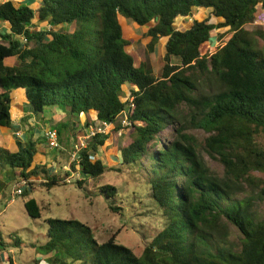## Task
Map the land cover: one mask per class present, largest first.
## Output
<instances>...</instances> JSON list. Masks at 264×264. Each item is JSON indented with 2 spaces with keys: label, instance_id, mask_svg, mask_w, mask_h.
Listing matches in <instances>:
<instances>
[{
  "label": "trees",
  "instance_id": "1",
  "mask_svg": "<svg viewBox=\"0 0 264 264\" xmlns=\"http://www.w3.org/2000/svg\"><path fill=\"white\" fill-rule=\"evenodd\" d=\"M41 2L38 8L0 3V20L9 24L0 28V126L13 127L17 93L34 115L58 106L73 118L95 113L87 128L101 121L112 128L89 139L79 163L70 162L82 176L77 187L88 192V181L109 171L132 175L142 182L124 199L109 183L91 194L103 195L116 213H136L147 196L169 219L140 247L117 242L121 230L99 242L79 219L47 218V241L39 247L53 254L51 264H264V177L257 175L264 173V27L254 24L264 0ZM195 7L210 8L209 17L177 28V19L192 17ZM121 18L146 28L148 54L165 41L159 76L145 70L146 61L135 65ZM36 21L41 25L30 28ZM214 31L219 40L229 38L214 53H202ZM131 97V141L119 163L106 165L98 155L121 129L118 116ZM192 126L207 134L203 141L188 131ZM168 127L170 141L163 139ZM40 143L28 136L16 152L0 145V193L25 182L21 195L30 196L37 179L49 190L67 183L71 170L61 165L51 175L37 159ZM206 154L223 172L209 170ZM25 207L41 218L35 197Z\"/></svg>",
  "mask_w": 264,
  "mask_h": 264
},
{
  "label": "rangeland",
  "instance_id": "2",
  "mask_svg": "<svg viewBox=\"0 0 264 264\" xmlns=\"http://www.w3.org/2000/svg\"><path fill=\"white\" fill-rule=\"evenodd\" d=\"M202 14H204V17L207 15L205 12ZM200 18H202L201 14L198 16V19ZM192 19L197 18L194 17ZM192 19L191 17L185 19L178 18L176 27L185 29L192 22ZM121 22L125 30V38L129 42L126 50L132 54L136 65L139 66L140 63L146 61L145 63L148 66L144 67L145 70L149 73L152 72L154 76H159L161 66H163L165 41L157 43L154 52L148 54L149 39L146 38V34H143L146 32V28L134 25L127 18H121ZM70 28L72 26L68 27V30H71ZM228 38L229 36L223 40H219L214 31L210 40L202 48V53H214ZM22 43L24 44L26 41H22ZM260 46L264 47L263 41L260 42ZM172 61L175 64L179 63V59L177 58H173ZM22 100L24 101L23 98ZM23 101L16 102L14 108H18V106L28 108L27 105L21 104ZM55 108H59V106ZM183 110L184 114L189 111L186 108H183ZM49 111L54 114L53 110ZM89 113L91 117L93 112ZM68 114V118H72V115ZM68 125L63 118L56 122V127L61 133L60 140L63 144H67L70 141ZM188 131L194 133L200 141H203L207 135L204 130L193 128V126ZM172 132L173 128L168 127L164 132L163 139L172 140ZM130 133L131 130L128 131V129H126V133L123 132L121 135L112 133L103 153L100 152V155H98L106 165H115L121 161V148L131 141ZM53 149L58 150V148ZM60 153L62 152L58 151V155ZM69 162H72V156ZM205 162L210 171L223 172V167L220 163L207 154L205 155ZM67 167L70 168L68 165L64 171L68 170ZM257 175L264 177V173H257ZM79 178H82L80 172H75V176L71 182L66 181L67 183L57 184L50 190L43 186L45 181L37 179L34 181V189L36 190L32 195L27 197L16 195L14 202L9 205L4 200L5 198L1 199L0 197V240L3 242L2 247H4L0 246V264H10V258L13 264H51L49 257L53 254L46 255L39 247L40 244L47 241V223L45 221L47 218L79 219L92 228L99 242L106 241L117 230H121L116 239L117 242L127 246H132L134 242L135 244L138 243L140 247H142L141 245H143L145 239L153 236L156 227L162 228L169 223L168 216L165 215L164 210L153 201H150L147 196L146 203L141 205L136 210V213L133 209L127 212L120 210L116 213L109 208V203L103 195L95 192L91 194L90 190H97L101 185L109 183L118 186L120 192L123 193L122 198L124 199L130 189L140 187L139 183L142 182L141 180L134 181L132 175H121L112 171L105 172L96 180L88 181V192L80 189L75 184V180ZM144 192L147 194V190ZM29 197H35L39 201V205L42 208L41 218L35 219L26 211L25 201ZM119 206L125 207L124 205ZM259 210L261 213L264 212V202L261 203ZM126 236H128V240H125ZM238 237H240L238 231L233 228L231 238L238 241ZM17 239L21 240L19 245L16 243Z\"/></svg>",
  "mask_w": 264,
  "mask_h": 264
},
{
  "label": "crops",
  "instance_id": "3",
  "mask_svg": "<svg viewBox=\"0 0 264 264\" xmlns=\"http://www.w3.org/2000/svg\"><path fill=\"white\" fill-rule=\"evenodd\" d=\"M11 1H13L14 3L16 2L17 4L19 3L18 5H29L33 8H38L42 5V2L38 0ZM204 12L207 13L205 17L204 14H202ZM210 13V8L195 7L193 9V14L191 18L196 17L198 19V16L201 14L202 18L200 19H205L206 17H209ZM185 18L187 17H181L180 19ZM37 23L41 25L40 22L36 21L34 22L33 26H36ZM0 28L8 30L9 24L0 20ZM22 98L23 97L21 96V94L19 95L17 93L12 104V117H14L12 123L13 127L8 128L0 126V145L9 149L12 152H16L19 150L20 144H25L28 136L31 137L33 140L41 141V143L38 145L39 154L37 155V159L40 162L46 163L49 170V174L54 175L60 169L61 165H63L62 168L64 170V167L69 163L70 153L73 144L77 140V137L81 134H84V132L87 130V124L89 123V120H94L95 113H92L91 117L90 113H87L86 115H81L79 118H68L69 115L66 112H64L60 108L52 107L45 109L43 114L34 115L29 111V108H25L24 106H18V108H14V104L16 102L18 103V101H23ZM21 104L26 105L25 101H23ZM49 110H53L54 114ZM61 118L66 120V124H69L67 127L69 130L68 132L70 141L67 144H63L60 140L61 133H59V141L62 147L58 148V150H55L49 147L47 139L45 137V133L51 128L58 130L56 127V122L59 121ZM123 132L126 133V129H123L121 131V134ZM58 151H61L62 153L58 155ZM9 189L10 187L4 193H0L1 199L5 198L4 200L7 202L8 196H6V193L9 192ZM10 203H8V205Z\"/></svg>",
  "mask_w": 264,
  "mask_h": 264
},
{
  "label": "built area",
  "instance_id": "4",
  "mask_svg": "<svg viewBox=\"0 0 264 264\" xmlns=\"http://www.w3.org/2000/svg\"><path fill=\"white\" fill-rule=\"evenodd\" d=\"M7 0H0V3H3ZM255 25H264V12L261 11L260 14L257 16V18L254 21ZM23 41H27V39L25 37H21ZM135 108L134 105V98L131 97L129 100V104H128V108L124 109L123 111H121L118 119L120 121V126L121 129L119 130V135H121V131L123 129L129 128V126L131 125V121H130V115L131 113H133ZM112 124L110 122L107 121H101L98 122L96 125H90L87 130L85 131L84 134H81L77 137V140L75 141V143L73 144L72 150H71V154L70 157L72 156V161H75L77 163H79V159H80V152L83 148H86L89 144V139L92 138L93 136H95L97 133H107L109 132L110 128H111ZM46 135V139L48 142V145L50 148H60L61 143L59 141V133L56 129H49L46 131L45 133ZM66 167V166H65ZM64 167V169H65ZM68 168V167H67ZM71 169L68 168V171H70ZM75 176V172H72L70 176H68V178L65 180L67 182H71L73 177ZM25 182H23L22 184L19 185H15L11 191L9 192L8 195V203L13 202L15 200V196L16 195H21L22 191H23V185Z\"/></svg>",
  "mask_w": 264,
  "mask_h": 264
},
{
  "label": "clouds",
  "instance_id": "5",
  "mask_svg": "<svg viewBox=\"0 0 264 264\" xmlns=\"http://www.w3.org/2000/svg\"><path fill=\"white\" fill-rule=\"evenodd\" d=\"M191 19H192V18H191ZM30 28L33 29V28H35V26H33V24H32V25H30ZM22 36L25 37L24 35H20L19 37H20L21 41H23L22 38H21ZM25 38H26V37H25ZM26 39H27V38H26ZM119 115H120V114H119ZM118 117H119V116H118ZM126 129H128V128H126ZM110 130H111V129H110ZM118 135H119V134H118ZM45 137H46V136H45ZM68 165L70 166V162L68 163ZM68 165H66V166H68Z\"/></svg>",
  "mask_w": 264,
  "mask_h": 264
}]
</instances>
